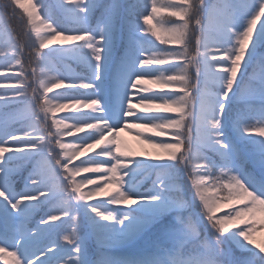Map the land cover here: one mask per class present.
<instances>
[{
  "label": "snow or ice",
  "instance_id": "snow-or-ice-1",
  "mask_svg": "<svg viewBox=\"0 0 264 264\" xmlns=\"http://www.w3.org/2000/svg\"><path fill=\"white\" fill-rule=\"evenodd\" d=\"M157 3L0 0V257L264 264V0Z\"/></svg>",
  "mask_w": 264,
  "mask_h": 264
},
{
  "label": "rangeland",
  "instance_id": "rangeland-1",
  "mask_svg": "<svg viewBox=\"0 0 264 264\" xmlns=\"http://www.w3.org/2000/svg\"><path fill=\"white\" fill-rule=\"evenodd\" d=\"M157 7H158V5H157ZM158 17H159V13H158ZM153 23H155V20H153ZM158 27H160V26H158ZM39 28H43V25L41 23H39ZM64 63L67 66V67H65L64 70L67 72L68 71V63L66 61ZM144 81L146 82V85H144ZM144 81L142 82L143 83V86H146V87H148L149 89H151L153 91H162L163 90L157 84H155V83L152 82V78L151 77H146ZM0 83H3V81H0ZM54 91H56V90H54ZM49 95L51 96L52 94L50 93ZM134 103H136L135 100H134ZM68 111H71V110L70 109H65L64 111H62L60 113H57V118H62L65 115L64 113H66ZM71 123H74V121H69V124H71ZM122 131H120L118 133V138H119V140L121 142L122 148L124 146H126L127 147V150H130V151H134V152H144V151H148V152H151L152 154H156L157 149L156 148H153L149 144L144 143L143 142V138L142 137H139L137 135V131H146L145 129H138L137 131H131V133L134 134L137 137L136 139H133L132 141H127V140L123 139L121 137V132ZM148 134H152V133H148ZM256 135H258V133ZM62 142L65 143V144L79 143V141H74L73 140V137H71V136H65L63 138ZM93 151L94 150H89L84 156H81L80 158H78L77 160H75L74 163L77 164V165H79L80 164V160H86V159H88V157L93 154ZM95 151H98V149H95ZM82 174H84V175L81 178L95 179V174H93L91 172L90 173H82ZM102 174H104L103 171H102ZM18 183L19 184L16 186L17 187V191L24 190V182H23V180L22 181H19ZM98 183H100V186L101 187H104L103 182H98ZM145 184L146 183H145V180H144L143 183L141 184V190H145V188H144V185ZM85 186L89 190L94 187V185H85ZM115 190H116L115 187L112 186L111 183L106 188V191H108V192H115ZM94 202L95 201H93V203ZM230 210H231V208H229V211ZM34 222H35V219H33V223ZM53 238H55V237H53ZM91 248H92L93 253H95V251H96V245H95V242L94 241L91 242ZM9 251H13V249H9ZM120 251L121 252H126L127 250L126 249H122ZM13 259L14 258L11 257V256H2V257H0V264H12Z\"/></svg>",
  "mask_w": 264,
  "mask_h": 264
},
{
  "label": "trees",
  "instance_id": "trees-1",
  "mask_svg": "<svg viewBox=\"0 0 264 264\" xmlns=\"http://www.w3.org/2000/svg\"><path fill=\"white\" fill-rule=\"evenodd\" d=\"M25 2L27 3V0H25ZM33 2H38V0H33ZM47 2L51 3L54 2V0H47ZM169 2V0H158V8H163L166 6V4ZM43 15V13H41V16ZM159 17L163 18V17H170V13L169 12H164L161 11L159 12ZM174 19V18H173ZM37 27H39V21H37ZM162 31V35H166V31H164L163 29H161ZM58 39H62L61 37H58ZM67 63H69V69L74 70L76 72H82V66L78 65L75 61L73 60H67ZM69 112V111H68ZM64 113L65 115L68 113ZM163 150L161 149H157L156 153H162ZM155 155V154H153ZM83 176V174L81 173L79 176H77V180L82 179L81 177ZM148 182V181H146ZM85 190H89L87 189V187L85 186ZM212 193H209V195H211ZM225 193L221 192V195H224ZM104 197H97L95 199H103ZM95 199L93 201H95ZM229 206L227 205L226 202H221L220 204V212L218 213V215H223L227 212H229ZM255 238L257 239L258 242H264V230L258 231L255 233Z\"/></svg>",
  "mask_w": 264,
  "mask_h": 264
},
{
  "label": "bare ground",
  "instance_id": "bare-ground-1",
  "mask_svg": "<svg viewBox=\"0 0 264 264\" xmlns=\"http://www.w3.org/2000/svg\"><path fill=\"white\" fill-rule=\"evenodd\" d=\"M144 85H146V82L144 81ZM141 111H142V109H141ZM121 137L123 138V139H125V140H127V141H132L133 139H136L137 137L134 135V134H132L130 131H128V130H123L122 132H121Z\"/></svg>",
  "mask_w": 264,
  "mask_h": 264
}]
</instances>
